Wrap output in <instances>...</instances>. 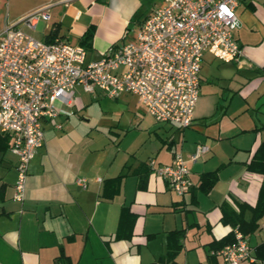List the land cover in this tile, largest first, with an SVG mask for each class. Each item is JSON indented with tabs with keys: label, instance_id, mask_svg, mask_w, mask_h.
I'll return each mask as SVG.
<instances>
[{
	"label": "crops",
	"instance_id": "1",
	"mask_svg": "<svg viewBox=\"0 0 264 264\" xmlns=\"http://www.w3.org/2000/svg\"><path fill=\"white\" fill-rule=\"evenodd\" d=\"M144 1L0 0V32L16 25L33 36L39 29L41 38L35 37L45 39L55 22L62 39L76 45L94 24L87 60H97L125 42L132 23L138 29L153 9L140 18ZM38 11L49 17L27 28L22 19ZM236 13L240 59L223 62L204 53L200 95L188 127L158 122L148 113L157 126L149 122L142 128L145 117L134 116L135 126L128 125L121 138L101 142L85 128L89 116L80 114L85 101L76 87L91 98L105 95L75 85L70 105L58 103L55 122L61 128L42 122L45 141L29 163L23 202L13 199L17 156L9 145L0 148V264H223L221 248L211 243L235 229L224 213L238 212L243 204L242 216L249 220L264 183V174L249 167L264 142V0H240ZM212 60L226 68L204 76L202 64ZM130 130L145 133L125 142ZM198 144L209 150L193 160ZM176 151L189 167L190 186L181 196L148 164L150 159L169 164ZM206 172L217 176L207 192L201 188ZM119 174L118 184L109 181ZM79 177L87 180L85 187L76 183ZM175 231L182 236L176 239ZM245 237L255 261L240 264H264V215Z\"/></svg>",
	"mask_w": 264,
	"mask_h": 264
},
{
	"label": "built area",
	"instance_id": "2",
	"mask_svg": "<svg viewBox=\"0 0 264 264\" xmlns=\"http://www.w3.org/2000/svg\"><path fill=\"white\" fill-rule=\"evenodd\" d=\"M240 0H163L137 30L135 39L110 46L97 60L87 49L63 39H38L16 25L0 32V137L17 156L13 199L23 202L29 163L44 145L43 121L55 122L58 103L70 105L73 88L97 89L109 98L131 93L156 121L183 129L193 120L200 95V67L205 52L223 62H238L241 46L234 35L240 27ZM44 11L28 14L22 23L35 29ZM198 144L191 158L208 152ZM151 171L177 194L190 186L189 167L181 152L169 164L150 159ZM99 180V178H98ZM80 187L87 185L79 177ZM235 241L218 250L223 264L255 261L246 237L234 229Z\"/></svg>",
	"mask_w": 264,
	"mask_h": 264
},
{
	"label": "rangeland",
	"instance_id": "3",
	"mask_svg": "<svg viewBox=\"0 0 264 264\" xmlns=\"http://www.w3.org/2000/svg\"><path fill=\"white\" fill-rule=\"evenodd\" d=\"M157 0H145V4L142 7V10H140V18L143 16L144 12H146L147 9L153 8L155 5L152 6V4ZM143 12V13H141ZM137 24L132 23L129 30L126 33V36L124 38L125 41H131L135 39V36L137 34ZM40 30L38 29L36 31L35 36L38 38H41ZM208 57V56H207ZM226 65L220 62H217L216 60H212L211 63L204 61L202 64V71L205 72L204 76H209V73H212L213 75L218 74L219 71H223L226 67ZM209 74V75H208ZM207 77H203L206 79ZM211 84V83H209ZM203 85H208L207 82H204ZM214 87V85H213ZM78 94H80L83 97V100L85 101L84 109L81 111L80 114H86L89 116V123L85 126L87 127V130L96 137L97 140L105 141V139L111 138L119 139L123 136L124 129L129 126H135L134 122L130 124L132 117L136 116L139 119L141 117L144 118V123L140 125V127L144 128V126L147 125V123L151 122L155 126L157 124L154 122V120L149 116L145 108L140 104H138L136 101L135 96L131 94L123 95L119 99H111L106 96H101L99 94L98 98H91L90 95L83 93L79 87H76ZM75 89V91H76ZM218 92V91H217ZM123 128V130H122ZM114 131L119 132V134L114 133ZM144 135L145 131H139V130H130L129 134L125 140V142L130 139L133 135ZM2 151L0 150V153Z\"/></svg>",
	"mask_w": 264,
	"mask_h": 264
},
{
	"label": "trees",
	"instance_id": "4",
	"mask_svg": "<svg viewBox=\"0 0 264 264\" xmlns=\"http://www.w3.org/2000/svg\"><path fill=\"white\" fill-rule=\"evenodd\" d=\"M135 19H132L130 22H134ZM129 28V27H128ZM127 30V29H126ZM59 24L52 23L48 32L45 35V39L47 41H51L55 38L62 39V37L58 34ZM95 25L91 24L87 27V29L83 32L80 37V45L84 46L86 49H89L91 46V42L94 36ZM127 32V31H126ZM126 34V33H125ZM125 34L123 35V39L125 38ZM122 43V42H119ZM117 43V44H119ZM116 45V44H115ZM9 145V139L7 136L0 137V148L5 149ZM249 167L257 172L264 174V142H262L257 149L256 154H254L253 159L250 162ZM123 174H119L114 178L109 179V181H114L116 184L120 182ZM217 179L216 172H206L201 175V188L204 191L210 190ZM246 206L241 204L238 212L229 211L227 215L224 213V220L228 221L232 224L234 228H238V230L245 236L250 232H253L257 227V220L264 215V183L259 191V196L255 207L252 208V215L249 220H246L242 216V209H245ZM125 207L123 208V210ZM122 210L120 220L123 219L124 212ZM176 237V239L182 236L181 231H175L172 233ZM235 241L234 230L230 231L227 235L223 236L219 241H214L211 243V246L217 248H222L225 245L231 244ZM178 246V245H177Z\"/></svg>",
	"mask_w": 264,
	"mask_h": 264
}]
</instances>
